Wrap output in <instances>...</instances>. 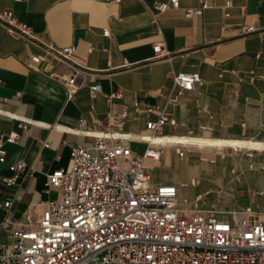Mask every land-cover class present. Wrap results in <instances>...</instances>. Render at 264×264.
<instances>
[{"label": "crops", "instance_id": "obj_1", "mask_svg": "<svg viewBox=\"0 0 264 264\" xmlns=\"http://www.w3.org/2000/svg\"><path fill=\"white\" fill-rule=\"evenodd\" d=\"M164 1L0 0V16L11 11L32 33L11 35L0 20V135L19 136L1 147L0 242L8 231L34 227L47 202L60 197L59 189L46 191V178L69 170L72 147L93 146L83 131L145 134L161 110L179 137L158 162L145 161L152 183L175 186L178 207L188 212L185 201L204 194V213L230 222L249 208L264 226V0H206L210 8L191 18L184 9L197 0H178L156 27L149 8ZM248 26L256 31L245 33ZM160 42L169 58H155ZM49 46L75 51L64 60ZM77 67L85 79L68 99L61 79L49 75L67 78ZM178 73L201 82L180 91L169 79ZM94 85L100 91L92 95ZM115 92L121 97L108 103ZM20 119L29 121L25 129ZM171 128L165 124L163 135ZM129 146L138 155L147 148ZM17 161L34 172L7 186Z\"/></svg>", "mask_w": 264, "mask_h": 264}, {"label": "built area", "instance_id": "obj_2", "mask_svg": "<svg viewBox=\"0 0 264 264\" xmlns=\"http://www.w3.org/2000/svg\"><path fill=\"white\" fill-rule=\"evenodd\" d=\"M209 8L206 0H197L195 8L184 9V16H198ZM171 9H179L178 0L156 2L149 8L152 23L157 27V16ZM0 20L11 35L32 38L31 29L11 11L4 12ZM244 31L256 29L248 26ZM103 35L107 37L108 31ZM49 49L64 60L75 51V47ZM169 57L164 43L156 44L155 58ZM49 76L61 79L71 99L85 72L77 67L67 78L54 73ZM169 79L180 91H192L201 82L197 74L187 73L170 75ZM99 91L97 85L90 87L92 95ZM105 97L110 103L121 94ZM152 111L147 109V113ZM125 115L122 113V118ZM28 123L20 119L21 128ZM167 123L171 134L163 135ZM174 126L161 110L156 121L146 123L145 134L83 131L93 138V146L72 147L69 170L59 169L47 176L46 191L59 189L60 197L47 202L34 227L5 234V241L0 242V264H264V226L251 216V209H246L243 217L221 221L198 209L205 203L204 194L185 201L193 206L188 212L178 207L175 186L152 183L144 163L158 162L166 137H179ZM134 135L141 139H132ZM144 136L158 138L159 143ZM18 138L14 132L0 135V163L5 162L2 145L16 144ZM131 142L145 143L147 148L142 155L134 154ZM176 153L184 155L180 148ZM8 169L12 175L3 179L7 186L14 185L21 174L32 176L34 172L23 161Z\"/></svg>", "mask_w": 264, "mask_h": 264}, {"label": "bare ground", "instance_id": "obj_3", "mask_svg": "<svg viewBox=\"0 0 264 264\" xmlns=\"http://www.w3.org/2000/svg\"><path fill=\"white\" fill-rule=\"evenodd\" d=\"M131 138L132 139H137V140L141 139L138 136H131ZM144 139L150 140L152 143H159L158 138L144 136ZM186 139H188V138H186ZM163 142H164V145L167 147L168 146V142L171 143V144H176L177 140H176V137H169L168 140H163ZM179 145L180 144L174 145V146H179Z\"/></svg>", "mask_w": 264, "mask_h": 264}, {"label": "rangeland", "instance_id": "obj_4", "mask_svg": "<svg viewBox=\"0 0 264 264\" xmlns=\"http://www.w3.org/2000/svg\"><path fill=\"white\" fill-rule=\"evenodd\" d=\"M187 149H189V148H186V151H187Z\"/></svg>", "mask_w": 264, "mask_h": 264}]
</instances>
